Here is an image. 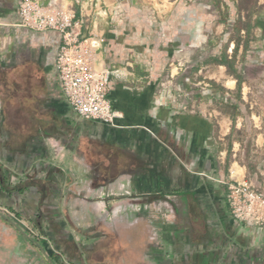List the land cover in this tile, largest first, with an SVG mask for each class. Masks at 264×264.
<instances>
[{"label": "rangeland", "instance_id": "obj_1", "mask_svg": "<svg viewBox=\"0 0 264 264\" xmlns=\"http://www.w3.org/2000/svg\"><path fill=\"white\" fill-rule=\"evenodd\" d=\"M23 1L9 0L17 15ZM29 1L43 8L54 2L56 10L74 15L83 40H101L97 64L118 71V77H112V100L122 118L116 120V127L102 123L87 127L76 116L69 117L68 132L78 131L79 184L72 195L42 198L44 217L58 212L55 227L42 219L30 222L18 217L0 203V215L14 224L0 223L2 258L13 238L19 244L26 237L42 240L49 254L59 252L58 232L66 227L69 239L64 241L70 244L81 237L97 238L94 258H81L80 264H114L104 258L109 254L107 242L118 237L117 229L109 227L119 221L156 227L158 245H146L148 253L158 246L165 256L164 250H170L165 240L197 241L201 237L189 227L200 214H189L181 194L171 192L174 178L186 177L187 170L208 189L213 186L218 197L220 192L226 198L224 184L233 181V165L243 170L244 179L254 188L264 191V0L241 14L236 12L238 0H226L229 9L221 6L222 0ZM238 17L243 18L240 27H250L248 35L236 33ZM235 43L240 47L234 58ZM244 44L248 45L245 51ZM14 76L26 77L28 129L41 120L28 117L27 112L29 106L41 108L43 103L32 105L27 98L34 79L42 78L43 72L26 67L9 82ZM52 137L46 139L55 141ZM56 149L61 158L62 142ZM167 156L174 158V166H168ZM143 157L162 160L148 166ZM99 203L105 207L95 211L93 205ZM19 255L13 263L0 259V264H25ZM50 261L57 264L56 258Z\"/></svg>", "mask_w": 264, "mask_h": 264}, {"label": "crops", "instance_id": "obj_2", "mask_svg": "<svg viewBox=\"0 0 264 264\" xmlns=\"http://www.w3.org/2000/svg\"><path fill=\"white\" fill-rule=\"evenodd\" d=\"M59 39V34L55 32H32L22 28L11 2L0 0V203L18 217L30 222L42 219L54 227L58 212L54 211L48 218L44 217L42 207L45 209L46 206L45 203L42 205V198L71 194L82 177L75 168L78 166L75 153L78 131L75 128L74 133L72 130L68 132V119L76 116L87 127L101 125L81 119L68 107L55 70L52 71ZM26 67H36L43 72L42 78L34 79V87L27 98L32 105L36 103L41 106L43 103L41 108L29 106L27 112L28 117H39L41 120L37 119L35 125L30 124L28 129L26 77L14 76L12 83L9 82L13 74L26 72ZM1 77H5V80ZM7 103L9 107H6ZM48 117L51 120L47 121ZM50 136L55 141L46 139ZM60 142L65 148L61 158L56 149ZM149 149L154 151L153 147ZM143 158L148 166L157 165L162 160L159 158L153 162L154 157ZM167 158L168 166H174V158ZM190 173L187 170V176L178 180L184 183V192L181 193L186 196L188 213L200 214L198 221H190L189 228L201 239L193 242L182 237L178 238L177 243L173 239L169 242L165 240L169 245L167 247H170V250H164L165 256L158 246H153L148 253L146 245H158V235L153 233L156 227L139 221H119L109 227L117 229L118 237L107 242L109 254L104 261H113L114 264H158L160 260L164 264H264V229L235 222L225 196L223 198L219 192L218 197L213 186L208 189L206 184V188L203 182L194 179ZM231 180L244 181L243 170L241 180ZM93 207L95 211H102L105 205L99 203ZM0 223L14 227L13 222L5 216L0 215ZM94 231L96 228H92ZM129 232L135 236H129ZM68 233L66 227H61L58 232L61 243L56 247L59 252L51 250L50 254L42 247V240L34 242L26 237V242H20V245L14 238H10L12 242L7 246L9 251L4 254L5 258L1 255L0 259L13 263L17 260L16 254H20L25 264H53L50 260L55 258L57 264H80L78 261L81 258L85 260L90 255L93 259L97 238L81 237L79 242L70 244L71 241H64L69 239L65 236ZM14 246L19 248L14 249Z\"/></svg>", "mask_w": 264, "mask_h": 264}, {"label": "built area", "instance_id": "obj_3", "mask_svg": "<svg viewBox=\"0 0 264 264\" xmlns=\"http://www.w3.org/2000/svg\"><path fill=\"white\" fill-rule=\"evenodd\" d=\"M47 8L25 0L19 4V24L22 28L40 32H56L59 41L55 47L54 70L61 92L68 106L85 121L115 126L122 114L115 109L112 95V77L118 71L97 64L99 39L83 40L74 15ZM226 185V202L235 222L248 227L264 229V191L248 181H232Z\"/></svg>", "mask_w": 264, "mask_h": 264}, {"label": "trees", "instance_id": "obj_4", "mask_svg": "<svg viewBox=\"0 0 264 264\" xmlns=\"http://www.w3.org/2000/svg\"><path fill=\"white\" fill-rule=\"evenodd\" d=\"M220 1V0H219ZM220 4V2H218ZM236 6V12L241 14L243 11L250 12L251 10L255 9L258 6V0H238ZM221 6L223 8L229 9L230 8V3L226 0L221 1ZM260 17L257 16L255 19V24L259 22ZM243 18L238 17L234 22H235V28H236V33L238 35L241 34V31H244L247 35L250 32V27L247 25L240 27L239 24H241V21ZM240 45L238 43H235L234 48H233V57L235 58L238 50H239ZM248 45L244 44L243 50L245 51L247 49ZM238 86L240 85V82L237 81Z\"/></svg>", "mask_w": 264, "mask_h": 264}, {"label": "flooded vegetation", "instance_id": "obj_5", "mask_svg": "<svg viewBox=\"0 0 264 264\" xmlns=\"http://www.w3.org/2000/svg\"><path fill=\"white\" fill-rule=\"evenodd\" d=\"M172 178H174V176L172 177ZM175 179V186H173V188L171 189V192H173V193H181V192H184V183H182L181 181H179L176 177L174 178ZM180 191V192H179ZM181 199H182V201L184 202V205L186 206V203H185V201H186V196H185V194H182L181 193Z\"/></svg>", "mask_w": 264, "mask_h": 264}, {"label": "bare ground", "instance_id": "obj_6", "mask_svg": "<svg viewBox=\"0 0 264 264\" xmlns=\"http://www.w3.org/2000/svg\"><path fill=\"white\" fill-rule=\"evenodd\" d=\"M230 84H232V82ZM231 179L241 180V169L238 166H236V165L232 166Z\"/></svg>", "mask_w": 264, "mask_h": 264}]
</instances>
